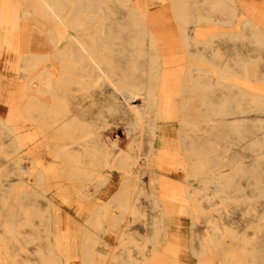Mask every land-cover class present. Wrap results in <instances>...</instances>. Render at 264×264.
Segmentation results:
<instances>
[{
	"label": "bare ground",
	"instance_id": "bare-ground-1",
	"mask_svg": "<svg viewBox=\"0 0 264 264\" xmlns=\"http://www.w3.org/2000/svg\"><path fill=\"white\" fill-rule=\"evenodd\" d=\"M169 1L0 0V264H66L60 212L87 264H264V0Z\"/></svg>",
	"mask_w": 264,
	"mask_h": 264
},
{
	"label": "rangeland",
	"instance_id": "rangeland-1",
	"mask_svg": "<svg viewBox=\"0 0 264 264\" xmlns=\"http://www.w3.org/2000/svg\"><path fill=\"white\" fill-rule=\"evenodd\" d=\"M136 5L146 13V19L149 21L151 17H163V19L168 23L165 24V28L172 29L176 28V24L174 22L173 17L171 16V6L169 0H135ZM241 4V17L239 20L243 18L249 17L253 21L259 20L257 18V13L253 10V6L249 0H240ZM151 13V14H150ZM38 20L29 18L27 20V25L30 26L36 33V41L40 46L49 45V37L45 30L44 23H38ZM240 21H237L239 23ZM236 23V24H237ZM162 28V27H161ZM47 43V44H46ZM41 47V48H43ZM49 47V46H48ZM6 67V64L4 65ZM169 132L173 135V139L175 138L176 131L178 129V125H169L167 127ZM106 135L109 137L118 138L121 143L126 141V133L123 130V127L118 125L114 129L106 130ZM179 178L185 179L184 174H178ZM149 176L145 174L143 176L144 183H147ZM91 215L88 212L84 213H66L60 212L55 217L54 222V231L56 233V238L59 239V243H61L62 249L68 250V258L66 264H87L91 260H84L82 257V249L84 246H91V241L87 236L84 237L85 233L89 234L88 228L89 223L91 221ZM178 219L181 220V225H172V230H178L183 236H187L189 230L190 219L188 215H180ZM114 234L111 233L107 236V239L103 240L100 244L96 245L94 248L95 259L99 262L98 255L104 250L109 248V243L114 242L113 238ZM180 259L187 262L193 263L195 262V257L191 254V252L184 248L179 255Z\"/></svg>",
	"mask_w": 264,
	"mask_h": 264
}]
</instances>
